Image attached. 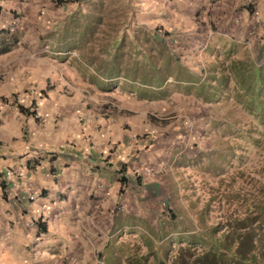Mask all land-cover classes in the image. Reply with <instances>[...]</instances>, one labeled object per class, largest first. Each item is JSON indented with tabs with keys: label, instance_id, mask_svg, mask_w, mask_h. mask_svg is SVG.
<instances>
[{
	"label": "crops",
	"instance_id": "0c3cea01",
	"mask_svg": "<svg viewBox=\"0 0 264 264\" xmlns=\"http://www.w3.org/2000/svg\"><path fill=\"white\" fill-rule=\"evenodd\" d=\"M11 1L14 5L0 0V30L14 32L23 11L34 18L42 0ZM193 1L206 8L213 5L232 10L227 18L233 23L239 8L237 23L264 25V0ZM203 21L207 29L199 30L209 40L213 32L208 26L215 17L207 23L204 16L198 24ZM23 42L18 40L0 54V181L5 183V189L0 185V264L61 263V251L74 261L99 245L94 243L95 235L102 231L101 218L107 216L110 227H124L129 218L134 225L133 217L139 211L143 219L146 213L151 214L154 198L163 199L164 173L160 170L168 164L163 111L173 104L170 98L185 95L173 92L167 99L140 98L133 89L127 92L121 88L133 87L130 78L89 80L88 71L75 63L77 70L69 63L74 80L68 79L65 68L64 76L61 72L58 76L61 67L46 62L47 54L37 56V51ZM69 53L76 55L75 51ZM119 87L122 90L115 94ZM89 89L105 94L93 98ZM16 103L30 113L21 112ZM122 165L127 184L119 193L118 169ZM146 186L157 187V192L150 196ZM35 194L38 197H32ZM38 219L44 222L46 232L37 231L34 222ZM52 242H60L58 255L51 250ZM69 244L72 251H67ZM66 259L63 256L61 260Z\"/></svg>",
	"mask_w": 264,
	"mask_h": 264
},
{
	"label": "rangeland",
	"instance_id": "374dc122",
	"mask_svg": "<svg viewBox=\"0 0 264 264\" xmlns=\"http://www.w3.org/2000/svg\"><path fill=\"white\" fill-rule=\"evenodd\" d=\"M9 4L14 5V1L9 0ZM231 11L213 5L206 8L193 0H68L64 3L42 0L34 18L23 11V18L13 33L18 40H24L25 46L29 45L30 49L37 51V56H61L55 61L45 60L61 67V70L57 68L58 76L60 72L64 76L65 68L68 69V73L65 71L68 79H73L74 70L78 67L71 57L66 61L72 54L61 52V55H55L57 49L52 48L56 39L52 32L54 23L74 16L80 20V24H74L73 30V38H78L87 24L83 18L94 22L89 24V27L92 26L90 30L86 28L84 31L85 47L70 50L76 55L88 53L104 57L109 43L113 48L118 46L116 60L113 62L111 59L108 67H103L108 70L120 65L122 74L127 76L125 78L134 82L130 83L133 87L122 85L121 88L127 92L133 89L132 92L139 97L138 92H149L150 79L146 61L143 67L134 65L137 50L134 46H139L141 52L149 51L151 47L152 61L160 67L163 65L160 50L167 49L182 64L197 68L216 63L227 66L229 60L242 58L246 50L252 60L263 68L264 25L237 23L239 8L235 10L236 22L233 23L227 18ZM204 16L207 23L213 22L215 17V24L208 26L213 32L209 40L203 32L207 29L204 21L198 24ZM201 27L202 32L199 30ZM69 28L62 29L68 38L72 34ZM150 34H157L158 41ZM69 63L73 64L74 70ZM87 65L89 68L81 66L80 69L88 71L87 76L91 80V70L95 65ZM103 67L100 69L103 70ZM131 68L136 71L132 72L135 77L130 74ZM121 88L113 92L118 94ZM98 90L89 89L90 95L94 98L105 94ZM226 94L228 99L212 103H204L191 95L177 100L170 98L173 104L163 111V146L168 147L165 150L168 164L160 170L164 173L163 199H160L161 196L156 200L154 198L151 214L146 213V219H142L141 211L138 212L139 204H136L134 210L138 214L133 217L135 226L129 218L124 221V227L118 224L110 227L109 218L104 216L100 223L102 231L95 235L97 243L94 244H99L96 249H87L88 254L74 261L69 259L68 253L61 251L62 257H58L61 263L56 264H125L128 258L141 255L147 257L148 264L154 263L155 259L169 261L180 246V236L224 220L232 209H227L228 196L239 191L241 197H245L248 192L264 187V115L252 114L235 96ZM190 99L193 100L189 102ZM183 100L186 101L183 103ZM94 103L93 99L91 104ZM146 189L150 196L157 192L154 186H146ZM121 213L117 215L122 216ZM59 243L52 242L51 245V250L57 255ZM69 245L67 251H72L73 245ZM63 256L68 259L62 261Z\"/></svg>",
	"mask_w": 264,
	"mask_h": 264
},
{
	"label": "trees",
	"instance_id": "16d2710c",
	"mask_svg": "<svg viewBox=\"0 0 264 264\" xmlns=\"http://www.w3.org/2000/svg\"><path fill=\"white\" fill-rule=\"evenodd\" d=\"M57 1L64 3L68 0ZM80 15L83 16L82 13ZM83 20L87 24L83 26L84 29L80 31L78 38H73V30H75L74 24L77 22L80 24V20L78 21L74 16H71L57 22L52 30L53 36H56L52 48L57 49L60 54L63 52L70 54L69 51L72 48L85 47L86 35L84 31L86 28L90 30L92 26L89 27V24L94 22H87L86 18ZM67 26H70L69 30L72 33L70 38L62 32V29L67 30ZM154 35L150 34L149 36L158 41ZM17 42L16 35L9 29L0 30V54L9 51ZM108 46L104 57L100 54L90 55L88 53H78L75 56L70 54V57L77 66L89 68L87 63L95 65L94 69H90L92 79L127 77L122 74L123 70L120 65L108 70L103 67V65L108 67L111 59L113 62L116 60L115 54L118 46L113 48L110 43ZM134 47L137 49L134 65L143 67L144 61H146L148 65L147 75L150 79L149 92H138L139 97L151 100L167 99L173 92H180L185 96L191 95L204 103H212L228 99L227 92L235 96L247 111L263 117L264 67L257 65L246 50L243 51L242 58L229 60L230 63L227 66L216 63L213 66L201 65L197 68V66L182 64L179 58L167 49L160 50L163 56V65L160 67L154 60L152 61L151 47L148 49L149 51L143 52L139 46ZM101 66L103 70L100 69ZM132 72L136 73L135 69L131 68L130 74ZM133 77H135L134 74ZM110 85L108 86L110 87ZM16 105L21 112L30 113L21 104L16 103ZM124 171L125 166L122 165L118 169L120 174L119 193L123 192L127 184ZM0 185L5 189L3 180L0 181ZM227 200V209L229 207L232 209L222 222L201 228L199 231L183 234L179 237L180 246L169 261L155 259V262L151 264H264V187L257 188L255 192H248L245 197H241L240 192L237 191L228 196ZM34 223L37 231H47L44 222H41L40 219ZM147 261V257L144 255L132 256L126 260L125 264H148Z\"/></svg>",
	"mask_w": 264,
	"mask_h": 264
},
{
	"label": "built area",
	"instance_id": "2783aa9c",
	"mask_svg": "<svg viewBox=\"0 0 264 264\" xmlns=\"http://www.w3.org/2000/svg\"><path fill=\"white\" fill-rule=\"evenodd\" d=\"M11 173V170H7V174ZM39 194H35L32 197H38Z\"/></svg>",
	"mask_w": 264,
	"mask_h": 264
}]
</instances>
